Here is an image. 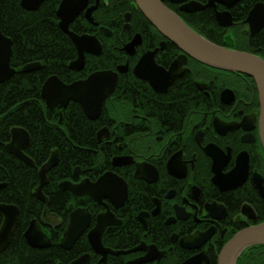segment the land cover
I'll return each mask as SVG.
<instances>
[{
  "label": "flooded vegetation",
  "instance_id": "obj_1",
  "mask_svg": "<svg viewBox=\"0 0 264 264\" xmlns=\"http://www.w3.org/2000/svg\"><path fill=\"white\" fill-rule=\"evenodd\" d=\"M246 1L232 6L229 0L163 3L208 41L264 60V27L253 34L248 22L254 7L264 1L254 0L249 7ZM58 2L54 25L66 36L68 71L64 79L57 74L47 79L56 76L70 85L112 70L118 82L96 120L88 118L78 102L53 110L60 116L54 124L59 129L65 110L71 104L80 106L85 125L95 131L97 146L90 150L97 161L76 165L56 184L55 168L48 172L43 192L49 218L44 224L46 204L34 196L44 205L36 220L52 241L46 249L58 244L64 251L57 264H72L82 257H87L86 264H219L222 250L236 234L264 223V145L255 81L186 55L151 25L136 0H88L69 25L78 36L96 37L81 53L60 28L63 0ZM80 58L82 65L76 63ZM34 63L40 68L22 72ZM107 63L109 68L103 69ZM45 66L40 60L20 69L11 64L15 75ZM41 99L49 109L42 88ZM10 141L11 134L7 144ZM56 150L60 155L57 148L51 155ZM105 175L113 182L100 194L91 190L78 196L59 187L64 181L95 184ZM58 204L67 212L55 210ZM77 209L86 210L90 221L66 250L60 243ZM101 216L110 224L101 246H94L90 237ZM234 264H264V244L246 248Z\"/></svg>",
  "mask_w": 264,
  "mask_h": 264
},
{
  "label": "water",
  "instance_id": "obj_2",
  "mask_svg": "<svg viewBox=\"0 0 264 264\" xmlns=\"http://www.w3.org/2000/svg\"><path fill=\"white\" fill-rule=\"evenodd\" d=\"M47 0H21V6L27 11H36ZM88 0H63L58 16L63 19L60 28L67 33L82 53L85 46L96 41V37L87 35L78 36L69 29L70 22L87 6ZM138 7L144 17L164 37L177 45L186 55L208 65L210 67L244 74L252 78L257 86L260 102V134L264 145V60L259 56L231 48L219 46L208 41L202 35L193 30L174 11L168 8L163 0H136ZM172 3H182L185 0H170ZM234 5L239 0H229ZM197 4H191L189 7ZM185 10H188L187 7ZM194 11L195 9H190ZM189 11V10H188ZM229 18L230 16L226 14ZM90 18V16H88ZM91 21V18H90ZM230 21V19H229ZM248 22L252 26V33L255 34L264 27V4L258 3L251 11ZM12 40L5 36L1 30L0 15V84L9 81L16 73L11 67ZM83 58L76 63L83 64ZM75 63V64H76ZM40 68L39 63L29 64L22 69V72H30ZM71 68H75L72 63ZM118 74L112 70L93 73L86 80L67 85L58 77H50L42 87V97L47 107L54 110L60 106L67 108L71 101L81 104L86 116L91 120L99 118L102 107L116 90ZM11 141L7 145L8 151L16 158L24 161L27 165L34 167L35 162L27 156L24 150L30 145L31 137L23 128H12ZM102 140L101 138L99 139ZM59 152L52 153L49 160L39 169L40 185L35 189L34 196L46 204L42 223L49 218L48 199L44 195L43 188L48 182V172L59 164ZM113 182L108 175L102 177L97 183L89 184L83 181L74 185L69 181L62 182L59 187L64 191H72L78 196L89 194L91 190L102 192ZM3 185H0V189ZM122 198L125 192L122 193ZM0 217L3 223L0 228V255L10 246L16 228L19 223L20 210L16 205L0 204ZM90 221V215L84 209H77L70 217L66 232L63 235L60 246L70 250L77 239L84 232ZM105 216L98 219L97 226L90 237L92 244L101 246V237L105 228L109 225ZM28 245L35 249H46L52 246V241L42 230V225L37 220L30 223L25 233ZM264 244V223L247 228L234 236L221 252L219 264H234L237 256L246 248ZM87 257H82L72 264H86Z\"/></svg>",
  "mask_w": 264,
  "mask_h": 264
},
{
  "label": "trees",
  "instance_id": "obj_3",
  "mask_svg": "<svg viewBox=\"0 0 264 264\" xmlns=\"http://www.w3.org/2000/svg\"><path fill=\"white\" fill-rule=\"evenodd\" d=\"M58 1H47L38 11L29 12L22 8L21 0H0L1 30L14 43L12 67L20 69L36 60L46 65L38 72L17 73L0 84V183L7 184L0 189V204H15L20 209L15 235L10 246L0 255V264H57L64 258V251L58 244L38 250L31 248L24 237L30 222L40 219L44 208L43 203L34 197L38 168L46 163L53 149H59L61 161L54 170L56 184L68 178L76 165L93 159L97 161L90 150L97 146L95 131L91 125H85L80 106L71 104L65 110L63 126L58 129L54 124L58 123L59 114L48 110L41 101L45 80L52 74L64 79L68 71V60L64 58L70 54L64 39L66 36L54 25ZM253 2L247 0L244 4L249 7ZM107 68L108 63L103 69ZM14 127L30 133L32 143L26 153L35 161L36 167L28 166L6 149L10 130ZM54 209L67 212L62 204ZM2 223L0 217V228Z\"/></svg>",
  "mask_w": 264,
  "mask_h": 264
},
{
  "label": "bare ground",
  "instance_id": "obj_4",
  "mask_svg": "<svg viewBox=\"0 0 264 264\" xmlns=\"http://www.w3.org/2000/svg\"><path fill=\"white\" fill-rule=\"evenodd\" d=\"M48 110H49V109H48ZM50 111H53V110H50ZM14 128H15V127H14ZM18 128H21V127H18ZM11 130H12V129H11ZM11 130H10V132H11ZM0 145H1V142H0ZM7 145H8V144L5 145V146H6V149H7ZM7 150H8V149H7ZM50 155H51V154H50ZM49 158H50V157H49ZM49 158H48V159H49ZM59 158H60V155H59ZM47 161H48V160H47ZM47 161H46V162H47ZM60 161H61V158H60ZM60 161H59V163H60ZM23 162H24V161H23ZM34 162H35V161H34ZM44 164H45V163H44ZM44 164H43V165H44ZM43 165H42V166H43ZM57 166H58V165H56L54 168L56 169ZM54 168H53V169H54ZM0 185H3V188H5V187L7 186L6 183H0ZM10 205H15V204H10ZM16 206H17V205H16ZM17 207H18V206H17ZM18 208H19V207H18ZM19 210H20V209H19ZM33 220H36V219H33ZM33 220H32V221H33Z\"/></svg>",
  "mask_w": 264,
  "mask_h": 264
}]
</instances>
